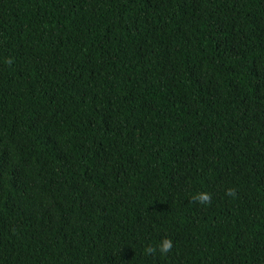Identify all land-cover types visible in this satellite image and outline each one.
Segmentation results:
<instances>
[{"label": "trees", "instance_id": "1", "mask_svg": "<svg viewBox=\"0 0 264 264\" xmlns=\"http://www.w3.org/2000/svg\"><path fill=\"white\" fill-rule=\"evenodd\" d=\"M0 264H264V0H0Z\"/></svg>", "mask_w": 264, "mask_h": 264}, {"label": "clouds", "instance_id": "2", "mask_svg": "<svg viewBox=\"0 0 264 264\" xmlns=\"http://www.w3.org/2000/svg\"><path fill=\"white\" fill-rule=\"evenodd\" d=\"M229 194H231V190H229ZM197 200H199L202 204H207L210 201L209 194L206 192H200L196 194L195 197ZM159 251L163 253L169 252L173 247V241L169 238H164L158 245ZM148 251H152L151 248L148 249Z\"/></svg>", "mask_w": 264, "mask_h": 264}]
</instances>
